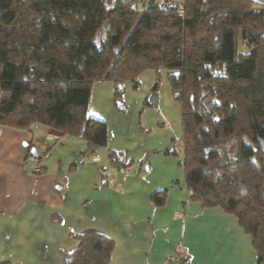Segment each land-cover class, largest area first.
I'll use <instances>...</instances> for the list:
<instances>
[{
	"label": "trees",
	"instance_id": "trees-1",
	"mask_svg": "<svg viewBox=\"0 0 264 264\" xmlns=\"http://www.w3.org/2000/svg\"><path fill=\"white\" fill-rule=\"evenodd\" d=\"M136 1L0 0V125L39 123L94 153L107 145V124L87 113L92 84L110 81L121 94L152 70L143 103L154 106L164 75L182 131L181 153L164 154L181 158L188 199L233 215L264 264V4L181 0L179 17L158 0ZM108 158L123 164L118 151ZM166 194L149 200L162 206ZM72 236L79 243L63 264H109V237ZM180 258L169 262L187 264Z\"/></svg>",
	"mask_w": 264,
	"mask_h": 264
},
{
	"label": "crops",
	"instance_id": "crops-1",
	"mask_svg": "<svg viewBox=\"0 0 264 264\" xmlns=\"http://www.w3.org/2000/svg\"><path fill=\"white\" fill-rule=\"evenodd\" d=\"M147 75L146 92L155 72ZM113 91L110 81L91 86L87 113L107 124V145L94 153L76 137L52 147L50 127L39 123L27 130L0 125V263L63 264V253L79 243L72 234L97 231L113 241L109 264H171L180 257L187 264H256L251 238L233 215L188 199L181 158L161 153L171 148L172 133H139L154 121L126 119L112 104ZM161 91L159 106L167 111L160 117H170V87ZM145 94L136 97L137 109ZM108 150L120 152L123 164L113 163ZM161 189L165 203L154 206L149 196Z\"/></svg>",
	"mask_w": 264,
	"mask_h": 264
},
{
	"label": "rangeland",
	"instance_id": "rangeland-1",
	"mask_svg": "<svg viewBox=\"0 0 264 264\" xmlns=\"http://www.w3.org/2000/svg\"><path fill=\"white\" fill-rule=\"evenodd\" d=\"M114 1V0H113ZM138 3L139 7H142L141 4L138 0L136 1ZM239 50L243 51L245 49V46L242 45V43H239ZM151 71V70H146L144 72H142L139 76L138 79L140 81V84L138 85V87L136 89L132 88L131 85V81H126L123 84V92L121 94H119V92L117 94H115V87H114V91H113V95H112V104L114 105L115 109H118L117 111L119 113H122L126 119L129 120H136V121H140L141 119H145L148 122H152L154 121V126L152 127L151 125H146V127H139V133H143V134H152L155 130H159L158 132L165 131L166 133H172V138H171V146L170 147H176V149L178 150V152L181 153V145L180 142H178L177 140L180 138L181 136V117H180V109L178 104L173 100L174 103V109L173 107H169V115L170 117H168L165 113V115L163 114V117H160V110L164 109L166 110L165 106L160 107V101H163V96H161V93H158V98H157V105L154 106H150V105H144L143 101L144 99L141 101L140 106L135 107L136 103H137V99L136 97L142 95V93L145 94V86L147 87L148 85V75L147 73ZM165 73V71H163V74ZM163 79L165 80L164 82L166 83L164 86L163 85V81L161 83L160 89L162 88V91L164 90V88H166V85L169 86L168 81L166 80V78L163 75ZM129 85V86H128ZM153 85V83H152ZM152 85L150 87H152ZM164 87V88H163ZM150 90V89H149ZM149 90L146 92L145 96L148 95ZM161 91V90H159ZM161 91V92H162ZM161 96V98H160ZM145 98V97H144ZM126 99V100H125ZM160 100V101H159ZM119 103H121V106L119 105ZM122 107H124L125 109H121ZM178 107V108H177ZM178 110V111H177ZM167 111V110H166ZM165 111V112H166ZM178 114V115H177ZM175 115L178 116V120L175 121ZM53 132H56L60 135H63L64 138L67 140L69 139V135H65L62 132L55 130L53 128H50ZM179 133V138L177 136H175L174 134ZM177 135V134H176ZM77 138V137H76ZM178 138V139H177ZM64 139V140H65ZM79 139V138H78ZM83 140V139H82ZM82 140H77V141H81L82 143H84ZM66 142V141H65ZM54 143H56L57 145H55ZM62 142H52L51 145L52 147H56L57 149H59L60 147L62 148L63 146H65L66 144H59ZM86 143V142H85ZM54 144V145H53ZM50 145V144H49ZM159 150V149H157ZM162 150V155H169L172 156L170 154H164V151L166 150ZM37 156V155H36ZM36 156H33L34 159H37ZM173 158L177 159V157L172 156ZM183 167L180 168V170L182 171Z\"/></svg>",
	"mask_w": 264,
	"mask_h": 264
},
{
	"label": "built area",
	"instance_id": "built-area-1",
	"mask_svg": "<svg viewBox=\"0 0 264 264\" xmlns=\"http://www.w3.org/2000/svg\"><path fill=\"white\" fill-rule=\"evenodd\" d=\"M147 1L148 0H140V2H142V3H145ZM157 3H158V7L160 9L173 11L179 17L184 16V8H183L182 1L181 0H158ZM64 139L65 138H64L63 135H60V134H58L56 132H53L52 130H50L46 134V140L48 142H50V145H51L52 142H58V141L59 142H62V141H65L66 139L65 140ZM54 144H56V143H54ZM92 161H94V162L99 161V157L97 155H93L92 156ZM35 170L36 171H39V167L36 166L35 167Z\"/></svg>",
	"mask_w": 264,
	"mask_h": 264
},
{
	"label": "water",
	"instance_id": "water-1",
	"mask_svg": "<svg viewBox=\"0 0 264 264\" xmlns=\"http://www.w3.org/2000/svg\"><path fill=\"white\" fill-rule=\"evenodd\" d=\"M23 145L24 146H27L28 144L27 143H23ZM30 152H31L32 156H36L37 155V152H36V150H35L34 147H31L30 148Z\"/></svg>",
	"mask_w": 264,
	"mask_h": 264
}]
</instances>
